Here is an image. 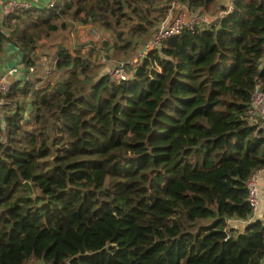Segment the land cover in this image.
<instances>
[{
	"label": "trees",
	"instance_id": "obj_1",
	"mask_svg": "<svg viewBox=\"0 0 264 264\" xmlns=\"http://www.w3.org/2000/svg\"><path fill=\"white\" fill-rule=\"evenodd\" d=\"M52 1L0 15V57L13 44L26 69L59 29L107 32L57 48L53 79H17L0 104V264H260L264 218L233 219L253 215L264 166V0H231L143 57L172 2L216 0ZM99 50L137 56L133 76L101 74Z\"/></svg>",
	"mask_w": 264,
	"mask_h": 264
},
{
	"label": "built area",
	"instance_id": "obj_2",
	"mask_svg": "<svg viewBox=\"0 0 264 264\" xmlns=\"http://www.w3.org/2000/svg\"><path fill=\"white\" fill-rule=\"evenodd\" d=\"M1 10L4 11L5 15L15 11V10H23L30 6H32L36 0H2ZM49 5L53 4L52 0H48ZM233 6L232 3L229 2L227 12L232 11ZM225 14V12H223ZM208 22L207 16L201 12H194L191 15H186V13H180L177 17H175L172 21L167 24H163L159 26L156 31L152 34V37L145 43V45L139 51L138 57H143L146 53L158 45L160 42L165 40L167 37L178 34L184 27L191 26L195 23H204ZM75 26H78L75 24ZM94 33L99 34V29L95 26L90 28ZM100 61L103 63L111 60L110 55L107 51L103 50L100 53ZM138 57H134L131 60H116L108 69L107 73L109 74L112 81L121 82L123 80L130 79L133 76V71L128 69L129 63H134L137 61ZM57 57L54 56L51 58L48 64H45L44 70L45 75L52 74L56 68ZM39 63L32 64L28 66L23 72L21 78L22 80H27L32 77ZM19 67L12 66L9 70L11 75L18 73ZM16 80V79H15ZM14 79H10L7 75H0V104H4L6 102V95L10 92ZM251 113L255 116L254 118L259 122V129L262 130V134L264 135V87L258 82L256 84L252 100H251ZM258 134V133H257ZM264 174V166L259 167L251 172L247 179V188L248 195L247 200L250 205L255 209L260 201V191H259V174ZM260 264H264V255L260 259Z\"/></svg>",
	"mask_w": 264,
	"mask_h": 264
},
{
	"label": "crops",
	"instance_id": "obj_3",
	"mask_svg": "<svg viewBox=\"0 0 264 264\" xmlns=\"http://www.w3.org/2000/svg\"><path fill=\"white\" fill-rule=\"evenodd\" d=\"M38 2H47L48 0H36ZM231 0H216L215 4L211 8H199V9H190L186 4L178 1L172 2V4L169 7L168 14L166 18L161 22V25L167 24L170 21H172L175 17H177L180 13H186V15H191L194 12H201L207 16L208 22H214L216 21L224 12V6H227ZM2 0L0 1V12L2 7ZM70 26V25H69ZM74 26V27H73ZM75 27L78 28V30L75 29ZM107 32V31H105ZM105 32L99 29V34L94 33L90 28L87 29H81L79 26L72 25L70 29L66 30L64 33L69 38L70 43L69 46L72 48L73 46V39H74V46L82 45L85 41L95 40L96 46L99 45V40L102 38V36L105 35ZM72 37V38H71ZM59 40H55V38L47 41L45 44H43L37 52V62L39 63V66L37 67L36 71L41 67L42 68V77L44 78L45 70L44 66L45 64H48L52 57L55 56V51L58 48L57 43ZM62 42V41H61ZM89 42V41H88ZM91 42V41H90ZM63 43V42H62ZM80 43V44H78ZM53 44H56V47H54ZM90 44V43H89ZM86 45V44H85ZM84 45V46H85ZM6 50L3 52L2 57H0V75H7L10 79H18L21 78L24 72V66H23V56L22 53H20L17 49V47L13 44L8 43L6 46ZM85 48V47H84ZM100 51V50H99ZM108 53L112 58L108 62L105 63V65L102 67L101 74L107 73L110 66L116 61L114 57ZM100 53H98V57L100 58ZM12 66H18L19 71L18 73L11 75L9 73V70ZM44 74V75H43ZM37 77H41L40 75H37ZM46 78H44L45 80ZM259 191H260V201L257 207L254 209L253 215L249 219H233V223L237 224L239 227L243 228V223L247 222L249 220H256L259 218H264V174H259Z\"/></svg>",
	"mask_w": 264,
	"mask_h": 264
},
{
	"label": "rangeland",
	"instance_id": "obj_4",
	"mask_svg": "<svg viewBox=\"0 0 264 264\" xmlns=\"http://www.w3.org/2000/svg\"><path fill=\"white\" fill-rule=\"evenodd\" d=\"M204 23H206V22H204ZM66 30H68V29H59L58 31H56L55 33H53V35L50 37V40L51 39H53V38H55V40H59V41H62L63 42V44H65V45H67L69 48H71L70 46H69V43H70V40H69V38L65 35V31ZM72 38V37H71ZM89 41V42H88ZM88 41H85L82 45L84 46L85 44V49H87V48H89L90 47V41L93 43V42H95V40L93 39V40H88ZM73 44H74V39H73ZM78 44H80V43H78ZM54 45V47H56V44H53ZM74 47H77V48H79L80 47V45H78V46H74L73 45V48ZM57 48V47H56ZM72 48V49H73ZM98 53H101V51H99ZM111 58V57H110ZM102 63V64H101ZM100 64H99V67H100V69L102 70V67L105 65V63H103V62H101ZM42 68L40 67L36 72H35V74L33 75V76H37V75H40L41 77L40 78H42L41 79V82L43 83V82H46V81H48V80H50V79H53V77H55V73L53 72L52 74H47L44 78H46L45 80H44V78L42 77ZM101 72V71H100ZM44 75V74H43ZM34 78V77H33ZM34 79H38V78H34Z\"/></svg>",
	"mask_w": 264,
	"mask_h": 264
},
{
	"label": "water",
	"instance_id": "obj_5",
	"mask_svg": "<svg viewBox=\"0 0 264 264\" xmlns=\"http://www.w3.org/2000/svg\"><path fill=\"white\" fill-rule=\"evenodd\" d=\"M0 15H1V17L3 18V17L5 16L4 11H1V12H0ZM78 26H79V28H81V29H87V28H91V27H93V24L89 23V24H82V25H78ZM70 40H71V39H70ZM56 43H57L58 48H60V47H68L67 45L63 44L61 41H58V42H56ZM71 45L73 46V44H71ZM72 48H73V47H72ZM72 48H71V49H72ZM72 50H73V49H72ZM26 184H27V186L29 187L31 194H33V193H34V189H33L32 184H31L29 181H26ZM252 221H253V220H249V221H247V222H244V223H243V226H246L247 224L251 223Z\"/></svg>",
	"mask_w": 264,
	"mask_h": 264
}]
</instances>
